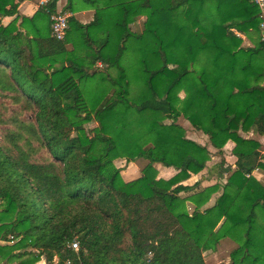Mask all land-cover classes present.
<instances>
[{"label": "trees", "instance_id": "trees-1", "mask_svg": "<svg viewBox=\"0 0 264 264\" xmlns=\"http://www.w3.org/2000/svg\"><path fill=\"white\" fill-rule=\"evenodd\" d=\"M22 1L0 0V18L12 16L0 24V93L31 113L0 133V261L206 264L203 253L229 238L237 245L220 264H264V183L252 175L264 170V154L242 136L264 134L257 5L66 0L64 11L78 1L94 11L87 23L68 15L56 40L49 12L57 0L31 16L18 12ZM61 53L62 66L42 65ZM181 115L218 152L233 141L223 184L186 182L207 170L212 153L185 135ZM117 157L146 160L145 173L124 181ZM155 163L175 173L155 178Z\"/></svg>", "mask_w": 264, "mask_h": 264}, {"label": "rangeland", "instance_id": "rangeland-1", "mask_svg": "<svg viewBox=\"0 0 264 264\" xmlns=\"http://www.w3.org/2000/svg\"><path fill=\"white\" fill-rule=\"evenodd\" d=\"M62 8H60L59 10L67 13L66 11L62 10ZM144 20H145L144 15L137 16L136 20L133 23H131L130 28L135 32L141 31L143 28ZM246 38L250 41L252 45L253 43L251 39L248 38L247 36ZM45 64H47V62H42V65H45ZM97 65L99 64L97 63ZM108 72L111 76L116 75V70L114 68H110ZM132 81L133 83L131 84V90H135L136 92V89L138 86L134 80ZM93 82L98 84L99 80L95 79V81ZM263 84H264V81H263ZM179 95L180 97H183L184 93L179 92ZM30 116H31L30 112H20L17 103H12L9 97L4 96V94L0 93V133L1 131H3V129H8L14 126V123L12 122L13 119L15 118L21 119V118H26ZM164 122L169 123L170 120L165 119ZM176 123L179 124L181 127H183V129L185 130V135L187 137L205 145L212 153L210 159L207 161V170H204L203 172L198 173V174H194L195 176H193V178L190 180L188 179L186 182L193 183L194 181L198 180L199 185L197 189H200L201 187L207 186L212 183L223 184L228 175V170L233 168L232 164H234V161H235L233 160V158L226 157V155H230L231 157L234 156L232 154V149L230 151L229 148H224V150H221L220 152H218L215 148L211 146L207 135L204 134L202 131L195 129L191 125V123L182 115L177 118ZM95 125H96V122L92 121V122L87 123L85 127L89 128ZM113 162H114V165L120 170L121 178L124 181H130V180H133L139 177L142 173H145V167L147 166L146 165L147 161L144 159L128 161L125 158L117 157ZM220 164L222 165L221 167L222 169L219 168ZM163 168H162L163 171H160V170L155 171V174H154L155 178H159V177L169 178L175 173L174 168L173 169L168 168V167H163ZM256 170H258L259 173H262V175L257 173L258 175L257 177L260 179V181L264 183V170L263 169H256ZM148 174L150 175V172H148ZM217 194L218 192L214 193L210 199L213 200V198L216 197ZM182 195H186V194H182ZM0 209H1V203H0ZM187 209L189 211H191L192 209V203L189 201L187 202ZM4 243L6 242L0 240V244H4ZM236 245L237 244L229 238L221 240L214 250H208L203 253L206 264H220L221 262H229L230 251L233 248H235ZM43 263H44L43 258H40L39 261L37 262V264H43ZM0 264H12V263L10 262L6 263L5 261H0Z\"/></svg>", "mask_w": 264, "mask_h": 264}, {"label": "crops", "instance_id": "crops-1", "mask_svg": "<svg viewBox=\"0 0 264 264\" xmlns=\"http://www.w3.org/2000/svg\"><path fill=\"white\" fill-rule=\"evenodd\" d=\"M39 2H40V0H37V1L36 0H24L22 2H17L18 12L21 13V14L27 15V16H31L39 8V6H40L39 5ZM65 3H66V0H57V2H56V9L59 10L60 8L64 7ZM74 8H75V11L74 12L66 11L67 14L68 15H70V14L71 15H74L82 23H87V22H89L92 19V15H93V11H94V9L92 7L86 6V5L82 4L80 1H78V2H76ZM11 18H12V16L1 17L0 18V24L7 23ZM242 40H243L242 41L243 42L242 44L244 46H252L251 43H250V41L246 38V36H242ZM69 47H70V45L68 44L67 45V48H69ZM63 55H64V53L57 54V55H52V56H48L42 62H52V60H53L54 66H56V67L62 66L63 65V61H62ZM242 136L247 137V138H254V139H256L261 144V152L264 154V134L263 135H260V134H257V133H254V132L251 131V132L242 133ZM233 146H234L233 141L229 140V141H227L225 143V145L223 146L222 150H224V148H229V150L231 151V149L233 148ZM226 157L233 158V160L236 159L235 156H232L231 157L230 155H226ZM262 161H264V159ZM233 165L234 164H232V166ZM219 166H220L219 168L222 169L221 168L222 165L220 164ZM153 167H154V170L155 171L156 170L163 171V169H164L163 167H166V166H161L160 164L155 163V164H153ZM168 168H172L173 169V167H168ZM220 169H219V171H220ZM226 169H228V168H226ZM257 173L260 174V175H262V173H259V171L256 170V169L253 170L252 175H254L255 177H257L258 176ZM193 176H195V175H192L189 178V180L192 179ZM214 198H213V200L210 199L207 205L212 204V202L214 201Z\"/></svg>", "mask_w": 264, "mask_h": 264}, {"label": "built area", "instance_id": "built-area-1", "mask_svg": "<svg viewBox=\"0 0 264 264\" xmlns=\"http://www.w3.org/2000/svg\"><path fill=\"white\" fill-rule=\"evenodd\" d=\"M47 0H40L39 5L42 6ZM259 9V32L260 37L264 40V0H252ZM68 14L58 9L49 12V31L50 36L56 40H63L68 27ZM71 246L76 248V242L72 241Z\"/></svg>", "mask_w": 264, "mask_h": 264}]
</instances>
